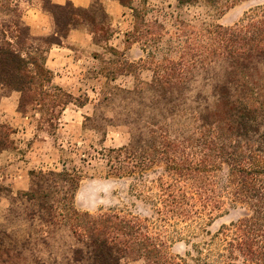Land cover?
Segmentation results:
<instances>
[{"label": "trees", "instance_id": "16d2710c", "mask_svg": "<svg viewBox=\"0 0 264 264\" xmlns=\"http://www.w3.org/2000/svg\"><path fill=\"white\" fill-rule=\"evenodd\" d=\"M31 1L0 0V86L20 94V113L38 111L41 124L55 130L76 98L54 83L48 53L63 45L79 18L95 24L96 17L71 2L40 0L57 30L35 37L21 7ZM117 1L137 18L134 0ZM175 1L183 6L197 0ZM237 1L207 0L215 6ZM207 35L177 61L167 59L152 70L155 105L147 135L103 154L111 176L143 181L149 170L162 169L146 188L151 195L139 193L151 203L154 221L119 209L79 210L75 197L83 175L78 170L31 172L29 189L12 198L13 206L21 202L29 210L22 215L10 208L5 221H25L39 230L23 237L0 225V264H264V9L233 26L215 25ZM197 70L213 72L208 97L191 94ZM14 133L0 124V152L13 147ZM226 205L246 213L208 239L192 242L196 230L209 235L205 227ZM156 224L181 226L190 250L170 253L162 234L154 231ZM39 243L59 245L60 260L43 259Z\"/></svg>", "mask_w": 264, "mask_h": 264}, {"label": "rangeland", "instance_id": "374dc122", "mask_svg": "<svg viewBox=\"0 0 264 264\" xmlns=\"http://www.w3.org/2000/svg\"><path fill=\"white\" fill-rule=\"evenodd\" d=\"M21 7L26 25L29 18L37 20V14L52 17L42 10L40 0L22 3ZM133 7L138 11L137 18L127 8L125 18L111 20L95 0L89 9L96 23L79 18V24L70 27V31H82L85 37L77 45L64 41V50L60 51L63 54L58 53L57 46L51 48L53 52L49 51L47 67L53 72L54 83L76 98L61 115L55 130L41 124L38 111L29 108L26 113H20V94L0 86V124L10 126L15 132L13 147L0 152L3 228L15 230L23 237L28 231L37 232V225L30 227L25 221L10 225L5 221L10 208H17L22 215L25 209L29 210L25 203L16 202L13 206L12 198L29 189L31 172L64 169L82 172L75 197L79 210L97 213L119 209L154 221L151 203L139 193L151 195L146 188L161 175L162 169L149 170L143 181L111 176L103 154L127 145L134 136L147 135L146 122L155 105L149 86L156 66L163 65L167 59L177 61L189 47L193 49L206 42L211 27L218 24L229 27L255 16L264 9V0H239L231 6H215L207 0L183 6L175 0H134ZM56 30L54 26V32L45 36L30 32L35 37H48ZM203 72L198 71L190 82L193 96L208 97L215 82L213 72ZM225 209L205 227L209 235L196 230L199 235L192 242L208 239L246 213L241 206L226 205ZM175 230L179 233H174ZM154 231L162 234L170 253L184 255L190 250L186 242L188 232L181 226L161 228L156 224ZM66 236L62 233L59 238ZM38 250L47 261L55 256L60 260L59 245L44 247L39 243ZM124 264L145 262L126 260Z\"/></svg>", "mask_w": 264, "mask_h": 264}, {"label": "crops", "instance_id": "0c3cea01", "mask_svg": "<svg viewBox=\"0 0 264 264\" xmlns=\"http://www.w3.org/2000/svg\"><path fill=\"white\" fill-rule=\"evenodd\" d=\"M55 4L64 5L67 2H71L75 7L78 8H84L89 9L93 6L95 0H51ZM98 3L101 5L105 13L109 16L111 20L113 19H119V18H125L126 17V11L127 7L122 6L117 0H98ZM129 9V8H128ZM131 11V9H129ZM37 20L32 21V19L29 18V20L26 22L28 26L30 27L31 32L35 36H45L50 35L54 32V20L52 17L47 16L46 14H37L36 15ZM86 34H84L82 31L73 29L68 33L67 39L65 41H68L70 45H77V42L85 37ZM88 36H90L88 34ZM58 53H62L60 51L64 50L63 46H57ZM51 52L53 50L51 49Z\"/></svg>", "mask_w": 264, "mask_h": 264}]
</instances>
